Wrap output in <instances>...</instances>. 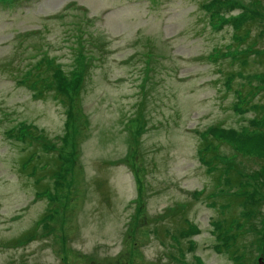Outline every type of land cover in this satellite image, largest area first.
Segmentation results:
<instances>
[{
    "label": "rangeland",
    "instance_id": "obj_1",
    "mask_svg": "<svg viewBox=\"0 0 264 264\" xmlns=\"http://www.w3.org/2000/svg\"><path fill=\"white\" fill-rule=\"evenodd\" d=\"M257 104L264 0H0V264H264Z\"/></svg>",
    "mask_w": 264,
    "mask_h": 264
},
{
    "label": "trees",
    "instance_id": "obj_2",
    "mask_svg": "<svg viewBox=\"0 0 264 264\" xmlns=\"http://www.w3.org/2000/svg\"><path fill=\"white\" fill-rule=\"evenodd\" d=\"M252 108L254 110L255 116H253V118L250 119L251 122L249 124L251 127L255 128L256 130H253V131H255L254 134H252L253 131L252 132L247 131L245 134L247 136H244V137H245V139L250 140V142H253L256 146L263 145V147H262L263 151H262V153H259V156L261 157L262 163L264 164V105L257 104ZM209 133H211V134H208V135L210 137H212L213 132H209ZM221 164L227 165L228 163H224V164L221 163ZM225 180L227 181L228 184H230L227 179H225ZM224 219L226 221L228 219V217H225ZM235 225H237L238 227H241V224L236 223ZM237 229H239V228H237ZM223 234L224 233L221 232V230H219L218 237L222 238V244L224 247H226V246H228V239L223 238ZM229 234H230V232H229ZM225 236H227V235L225 234ZM232 240H233V237H232Z\"/></svg>",
    "mask_w": 264,
    "mask_h": 264
},
{
    "label": "flooded vegetation",
    "instance_id": "obj_3",
    "mask_svg": "<svg viewBox=\"0 0 264 264\" xmlns=\"http://www.w3.org/2000/svg\"><path fill=\"white\" fill-rule=\"evenodd\" d=\"M257 167H259L258 169H257V174L260 176V178L259 179H257V181L259 182V183H262V184H264V164L262 163V165L260 164L259 166H257ZM261 190V189H260ZM253 198V197H252ZM253 200V199H252Z\"/></svg>",
    "mask_w": 264,
    "mask_h": 264
}]
</instances>
